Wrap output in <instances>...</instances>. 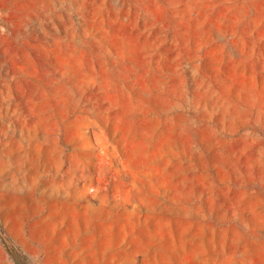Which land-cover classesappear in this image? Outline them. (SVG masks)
<instances>
[{"label":"rangeland","instance_id":"rangeland-1","mask_svg":"<svg viewBox=\"0 0 264 264\" xmlns=\"http://www.w3.org/2000/svg\"><path fill=\"white\" fill-rule=\"evenodd\" d=\"M264 264V0H0V264Z\"/></svg>","mask_w":264,"mask_h":264},{"label":"trees","instance_id":"trees-1","mask_svg":"<svg viewBox=\"0 0 264 264\" xmlns=\"http://www.w3.org/2000/svg\"><path fill=\"white\" fill-rule=\"evenodd\" d=\"M9 251H10L11 255L13 256L15 263L16 264H20V262L18 261L17 257L15 256L16 254L12 250H9Z\"/></svg>","mask_w":264,"mask_h":264}]
</instances>
